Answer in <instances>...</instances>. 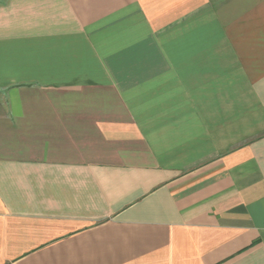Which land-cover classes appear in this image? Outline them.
<instances>
[{"label":"crops","instance_id":"0c3cea01","mask_svg":"<svg viewBox=\"0 0 264 264\" xmlns=\"http://www.w3.org/2000/svg\"><path fill=\"white\" fill-rule=\"evenodd\" d=\"M0 264H264V0H0Z\"/></svg>","mask_w":264,"mask_h":264}]
</instances>
